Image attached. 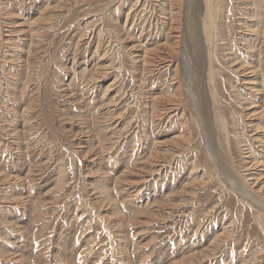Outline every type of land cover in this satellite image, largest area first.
<instances>
[{"label": "rangeland", "instance_id": "rangeland-1", "mask_svg": "<svg viewBox=\"0 0 264 264\" xmlns=\"http://www.w3.org/2000/svg\"><path fill=\"white\" fill-rule=\"evenodd\" d=\"M174 1L0 0V264H264V0Z\"/></svg>", "mask_w": 264, "mask_h": 264}, {"label": "bare ground", "instance_id": "bare-ground-1", "mask_svg": "<svg viewBox=\"0 0 264 264\" xmlns=\"http://www.w3.org/2000/svg\"><path fill=\"white\" fill-rule=\"evenodd\" d=\"M176 1V0H175ZM174 1V2H175ZM181 3V2H180ZM175 4H176V2H175ZM204 4H206V9H204L205 11V17H204V24H205V28L206 29H209L210 31H208V40L209 41H212V32H211V30L212 29H214V27L216 26L215 25V23H216V21H218L217 20V15H218V13L220 12V6H219V4H218V0H206V3H204ZM204 7V6H203ZM176 11V10H175ZM174 11V12H175ZM225 11V10H224ZM169 13V12H168ZM179 13V12H178ZM177 13V14H178ZM174 14V13H173ZM176 14V15H177ZM223 14V13H222ZM226 14V13H225ZM249 14V13H248ZM169 15H172V14H169ZM258 14H256V16H257ZM224 16V15H223ZM222 15L220 16L221 18L223 17ZM174 17V16H173ZM178 17H180V15L178 16ZM247 17V16H246ZM250 17V16H249ZM168 18V17H167ZM171 18V17H170ZM169 18V19H170ZM203 18V17H202ZM221 18H219V19H221ZM254 18H256L257 19V17H254ZM253 18V19H254ZM263 18V17H262ZM173 19H175V18H173ZM177 19V18H176ZM255 19V21H262L261 19L260 20H256ZM181 20V19H180ZM249 20V19H248ZM169 21V20H168ZM167 21V22H168ZM170 21H171V19H170ZM202 21V20H201ZM254 21V22H255ZM164 22H166L165 20H164ZM177 22V21H176ZM250 21H248V23H249ZM253 22V23H254ZM173 23V22H172ZM247 23V22H246ZM179 24V23H178ZM250 24H252V21H251V23ZM161 25H162V22H161ZM164 25V24H163ZM218 25V24H217ZM253 25V24H252ZM169 26V25H168ZM246 26H248V25H246ZM245 26V27H246ZM163 27V26H162ZM170 27H172V26H170ZM202 27V26H201ZM258 27V26H257ZM161 28V27H160ZM167 28V27H166ZM169 28V27H168ZM173 28V27H172ZM172 28H170V31H171V29ZM250 28V27H249ZM219 29V28H218ZM162 30H164V29H162ZM205 30V29H204ZM258 30V29H257ZM260 30V29H259ZM174 31V30H173ZM256 31V30H255ZM175 32V31H174ZM215 32V31H214ZM261 32V31H260ZM259 32V33H260ZM202 33H204V32H202ZM214 34V33H213ZM257 34V33H256ZM250 35V34H249ZM206 36V35H205ZM215 36V35H214ZM256 37V36H255ZM165 38V37H164ZM175 38V37H174ZM173 38V39H174ZM258 38V36L256 37V39ZM166 39H167V36H166ZM173 39H172V41H173ZM221 39V38H220ZM244 39V38H243ZM247 39V38H246ZM176 40V39H175ZM175 40H174V42H175ZM255 40V39H254ZM177 41V40H176ZM247 41V40H246ZM249 42V41H248ZM256 42V41H255ZM197 44V43H196ZM199 44V43H198ZM207 44H208V42H207ZM212 44V43H211ZM217 44V43H216ZM222 44V43H221ZM223 44H225V43H223ZM248 44V43H247ZM246 44V45H247ZM250 44V43H249ZM163 45V44H162ZM164 45H166V44H164ZM163 45V46H164ZM209 45V44H208ZM207 45V46H208ZM214 45V44H213ZM245 45V46H246ZM251 45H252V43H251ZM167 46V45H166ZM165 46V49H167L168 50V48ZM171 46V45H170ZM169 46V47H170ZM176 46V45H175ZM197 46V45H196ZM206 46V45H205ZM221 46V45H220ZM218 47V48H224V47ZM248 46V45H247ZM177 47V46H176ZM212 47V46H211ZM252 47H253V45H252ZM164 48V47H163ZM217 48V49H218ZM248 48H250V45L248 46ZM157 49V48H156ZM160 49V48H159ZM207 49H209V48H207ZM213 49V48H212ZM224 49H226V48H224ZM150 51H151V49H149ZM172 50H174V49H172ZM195 50V49H194ZM216 50V49H215ZM220 50V49H219ZM223 50V49H222ZM252 50H254V49H252ZM146 51L148 52V50L146 49ZM145 51V52H146ZM157 51H158V49H157ZM229 51V50H228ZM251 51V50H250ZM147 52H146V54H147ZM173 52V51H172ZM186 52V51H185ZM232 52V51H231ZM256 52V51H255ZM149 53V52H148ZM157 52H156V50H155V53L154 54H156ZM219 53V52H218ZM172 54V53H171ZM182 54H183V52H182ZM186 54V53H185ZM216 54H217V52H216ZM228 54V53H227ZM255 54V53H254ZM213 55V54H212ZM230 55V54H229ZM169 56V55H168ZM207 56V55H206ZM217 56H219V55H217ZM223 56V55H222ZM221 56V57H222ZM194 57V56H193ZM211 57V56H210ZM209 57V58H210ZM213 57V56H212ZM221 57H219V58H221ZM238 57V56H237ZM149 58V57H148ZM215 58V57H214ZM218 58V59H219ZM154 59V58H153ZM150 60V59H149ZM209 60V59H208ZM207 60V61H208ZM214 60V59H213ZM226 60V59H225ZM147 61V60H146ZM197 61V60H196ZM211 61V60H210ZM209 61V62H210ZM229 61V60H228ZM256 61V60H255ZM185 62V61H184ZM183 62V63H184ZM212 62V61H211ZM230 63H233L234 64V69L233 70H236V69H239V68H245V69H248V71L250 72V74H251V76L253 77V74H255V68L252 66V63H248V64H246L245 62H243V61H239V60H235V59H232V60H230L229 61ZM150 63H152L151 61H150ZM160 63V62H159ZM189 63V62H188ZM209 64V63H208ZM207 64V65H208ZM212 64H214V62L212 63ZM261 64V63H260ZM189 65V64H188ZM185 66H187V64L185 65ZM184 66V67H185ZM192 66V65H191ZM197 66V65H196ZM209 66V65H208ZM211 66V65H210ZM210 66L208 67V68H210ZM213 66V65H212ZM211 66V67H212ZM223 66V65H222ZM215 68H216V66H214ZM257 67V66H256ZM189 68V67H188ZM188 68H186L185 67V69H188ZM193 68V67H192ZM207 68V67H206ZM217 68H218V66H217ZM219 68H221V67H219ZM218 68V69H219ZM261 69V68H260ZM200 70V69H199ZM217 70V69H216ZM257 70H258V68H257ZM262 71H263V69H261ZM186 71V70H185ZM190 71H192V70H190ZM213 71V70H212ZM207 72V71H206ZM214 72H215V70H214ZM218 72V71H217ZM257 72V71H256ZM264 72V71H263ZM262 72V74H264ZM213 73V72H212ZM183 74H186L185 72L183 73ZM193 74V73H192ZM206 74H208V73H206ZM219 74V73H218ZM217 74V75H218ZM257 74V73H256ZM261 74V73H260ZM220 75V74H219ZM223 75V74H222ZM174 76V75H173ZM257 76H259V75H257ZM193 77V76H192ZM210 78V79H209ZM208 79H209V83L210 84H214V80H215V78L214 77H212V75H210V77H209ZM217 78V77H216ZM219 78V77H218ZM222 78V77H221ZM249 78H251V77H249ZM257 78V77H256ZM194 79V78H193ZM207 79V80H208ZM259 79H260V76H259ZM187 80V79H186ZM189 80H190V78H189ZM222 80H225V79H222ZM221 80V81H222ZM257 80H258V78H257ZM257 80L255 79V81L257 82ZM260 80H262V79H260ZM253 81H254V79H253ZM253 81H246V83L247 84H255V82H253ZM187 82H189V81H187ZM186 82V83H187ZM190 82H191V80H190ZM222 83V82H221ZM245 83V84H246ZM223 84V83H222ZM261 84V83H260ZM263 84V83H262ZM224 85H225V83H224ZM256 86V88H254V89H256V91H259V90H261L260 88H258L257 89V85H255ZM251 88V87H250ZM193 90V89H192ZM235 90V89H234ZM249 90V89H248ZM253 90V89H252ZM176 91V90H175ZM194 91H196V90H194ZM264 91V90H263ZM188 92L190 93V97H191V100H192V97H193V94H192V92H191V88H189L188 87ZM172 93V92H171ZM170 93V94H171ZM239 94V93H238ZM264 94V93H263ZM198 95V94H197ZM212 95L213 94H211V97H212ZM214 95H217V93H215ZM214 95H213V97H214ZM181 96V95H180ZM188 96V95H187ZM219 96V95H218ZM197 98H198V96H196ZM195 97V98H196ZM224 97V96H223ZM238 97H240V96H238ZM181 98V97H180ZM225 98V97H224ZM242 98V97H241ZM179 99V97L177 96V95H175V94H173V100H178ZM259 99V98H258ZM199 101V100H198ZM157 102V101H156ZM177 102H179V101H177ZM214 102V101H213ZM215 103H217L216 105L218 106V102L216 101ZM223 103V102H222ZM252 103V102H251ZM195 104V103H194ZM220 104V103H219ZM225 104V103H224ZM214 105V104H213ZM226 105V104H225ZM224 105V106H225ZM228 105H229V103H228ZM198 106V105H197ZM216 106V107H217ZM222 106V105H221ZM200 107V106H199ZM218 108V107H217ZM230 108H231V106H230ZM253 107H250L249 109H251L252 111H254L255 109H252ZM261 107H259V109H260ZM162 109H164V108H162ZM216 109V108H215ZM233 109V108H232ZM248 109V108H247ZM156 110H158V109H156ZM196 110H197V108H196ZM200 110V109H199ZM222 110V109H221ZM231 110V109H230ZM258 110V109H257ZM198 111V110H197ZM234 111V110H233ZM156 112V111H155ZM250 112V111H249ZM261 112H264V105H263V107H262V109H260V111H257V113L259 114V113H261ZM198 113V112H197ZM218 113V112H217ZM256 113V114H257ZM223 114V113H222ZM232 114V113H231ZM253 114V113H252ZM263 114V113H262ZM237 115V114H236ZM235 116V115H234ZM227 117H229V116H227ZM237 118V117H236ZM218 119H219V125H225V120H224V118L219 114L218 115ZM230 119V118H229ZM236 119H233V122L235 121ZM238 120V119H237ZM232 121V120H231ZM229 122V121H228ZM236 122V121H235ZM227 123V122H226ZM196 124H199L198 122L196 123ZM228 124V123H227ZM229 124H231V123H229ZM228 124V125H229ZM236 124H234V125H231V126H235ZM237 125H238V122H237ZM236 125V126H237ZM198 126V125H197ZM227 126V125H226ZM230 126V127H231ZM249 126V125H248ZM199 128H201L202 129V135H203V137L202 138H204V141H205V146H206V149H207V153H208V158H209V161H210V163H211V165L213 166V168H214V170H215V172L217 173V179L219 180V182H223L224 184L225 183H229L232 187L231 188H233L235 191H238V193H240L242 196H246V197H248L252 202H254V203H256L257 204V206L259 205V206H261L262 208H264V198H261V197H259V196H257L256 194H254V193H251L250 191H248L247 189H246V187L244 188L241 184H239L238 182H236V180H234L228 173H227V171L223 168V166H222V164L218 161V159H217V156L215 155V153L213 152V147H211V141H209V136H208V133H206L204 130H203V125L200 123L199 124ZM223 128V127H222ZM233 128V127H232ZM228 129V128H227ZM224 130V129H223ZM235 130V129H234ZM228 131H230V130H228ZM228 131H226V132H228ZM236 132H238V130L236 131ZM200 133H201V131H200ZM227 134H229V133H227ZM181 136V135H180ZM223 136V135H222ZM226 136V135H225ZM224 136V137H225ZM229 136V135H228ZM182 137V136H181ZM228 137H226V140L228 141V139H227ZM185 139V138H184ZM225 139V138H224ZM242 141V140H241ZM245 143V142H244ZM225 144V143H224ZM240 144V143H239ZM246 145V144H245ZM243 146V145H242ZM247 148V147H246ZM229 150V149H228ZM164 158V157H163ZM254 161H256V162H258L257 161V159L256 158H254L253 159ZM255 162V163H256ZM213 170V171H214ZM25 179V178H24ZM255 183V182H254ZM264 187V186H263ZM248 199V200H249ZM249 200V201H250ZM258 206V207H259ZM260 208V207H259ZM261 211H262V209H261Z\"/></svg>", "mask_w": 264, "mask_h": 264}]
</instances>
